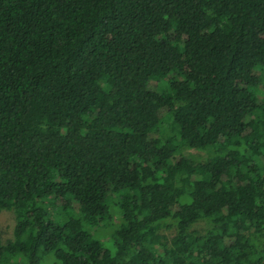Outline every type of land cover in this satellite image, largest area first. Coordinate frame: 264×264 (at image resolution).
Listing matches in <instances>:
<instances>
[{
	"label": "trees",
	"instance_id": "16d2710c",
	"mask_svg": "<svg viewBox=\"0 0 264 264\" xmlns=\"http://www.w3.org/2000/svg\"><path fill=\"white\" fill-rule=\"evenodd\" d=\"M2 211L0 264H258L264 0H0Z\"/></svg>",
	"mask_w": 264,
	"mask_h": 264
},
{
	"label": "rangeland",
	"instance_id": "374dc122",
	"mask_svg": "<svg viewBox=\"0 0 264 264\" xmlns=\"http://www.w3.org/2000/svg\"><path fill=\"white\" fill-rule=\"evenodd\" d=\"M14 220L11 212H0V239L5 241L11 238ZM204 225H198L197 229L204 228ZM264 246V240L259 247ZM258 264H264V253H261Z\"/></svg>",
	"mask_w": 264,
	"mask_h": 264
}]
</instances>
